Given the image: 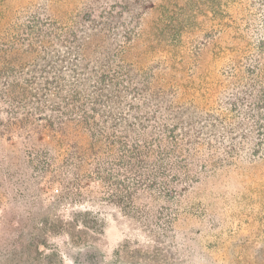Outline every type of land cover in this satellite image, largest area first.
I'll return each instance as SVG.
<instances>
[{
	"label": "trees",
	"instance_id": "obj_1",
	"mask_svg": "<svg viewBox=\"0 0 264 264\" xmlns=\"http://www.w3.org/2000/svg\"><path fill=\"white\" fill-rule=\"evenodd\" d=\"M6 6L0 0V101L48 132L61 157L49 155V167L55 175L60 165L68 192L97 181L119 206H135L138 192L169 202L204 170L264 159V47L224 71L230 94L198 102L168 66L141 62L132 44L141 14ZM74 213L49 231L97 226L90 211Z\"/></svg>",
	"mask_w": 264,
	"mask_h": 264
},
{
	"label": "rangeland",
	"instance_id": "obj_2",
	"mask_svg": "<svg viewBox=\"0 0 264 264\" xmlns=\"http://www.w3.org/2000/svg\"><path fill=\"white\" fill-rule=\"evenodd\" d=\"M4 1L19 15L87 5L141 14L132 43L141 62L168 66L198 102L230 94L224 71L264 47V0ZM20 118L0 101V264H264V159L204 170L173 201L138 192L135 206H119L97 181L65 190L58 147L40 122ZM49 155L60 164L55 175ZM79 210L97 226L49 231Z\"/></svg>",
	"mask_w": 264,
	"mask_h": 264
}]
</instances>
